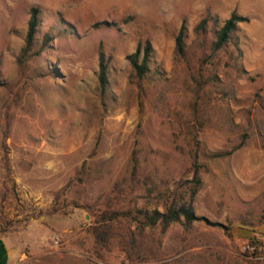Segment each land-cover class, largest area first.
<instances>
[{
  "label": "rangeland",
  "instance_id": "1",
  "mask_svg": "<svg viewBox=\"0 0 264 264\" xmlns=\"http://www.w3.org/2000/svg\"><path fill=\"white\" fill-rule=\"evenodd\" d=\"M32 6L36 43L17 62ZM232 12L240 50H212V22L194 33ZM145 42L138 79L126 56ZM193 162L187 228L107 219L162 210L145 177L186 199ZM0 226L17 264H264V0H0Z\"/></svg>",
  "mask_w": 264,
  "mask_h": 264
},
{
  "label": "trees",
  "instance_id": "2",
  "mask_svg": "<svg viewBox=\"0 0 264 264\" xmlns=\"http://www.w3.org/2000/svg\"><path fill=\"white\" fill-rule=\"evenodd\" d=\"M245 18L241 17L234 12H232L226 19H224L220 25L217 24L215 17H210L208 15L203 16L193 27V31L196 34L205 33L207 24L212 22L213 28V39L211 41V49L219 50L228 43H232L236 49L240 50L237 45V34L238 29L237 24L244 21ZM39 25V10L37 7L29 8V17L27 20V26L24 36L23 45L20 47L17 54V62L27 57L34 44L36 43V33ZM185 35V26L182 23L179 27L177 35L174 40V50L176 53H182L183 51V39ZM47 38H44L46 41ZM40 50L37 51L39 53ZM150 51V45L148 42L140 48L137 46L135 50L126 56L133 72L138 79H142L146 76L148 72L147 57ZM107 64L104 60V56L101 50L98 51V83L101 92H103L107 86ZM226 153H214L212 156H222ZM134 171V167H133ZM149 180L145 177L142 181L144 185L143 190L148 197H152L157 202H160L162 210L154 208L152 210H147L143 208L135 209L134 212L131 210L126 211H110L107 219H113L118 215L128 217L133 221L143 226H153L159 224L162 229H164L170 222L179 220L182 217V224L185 228L190 226L193 220L198 219L193 212L192 202L195 194L199 190L202 184L200 177L199 166L197 163L193 162L190 179L184 180V185L186 186V199L180 197L177 193H166L165 191L159 190L152 183H148ZM2 227L0 226V232H2Z\"/></svg>",
  "mask_w": 264,
  "mask_h": 264
},
{
  "label": "crops",
  "instance_id": "3",
  "mask_svg": "<svg viewBox=\"0 0 264 264\" xmlns=\"http://www.w3.org/2000/svg\"><path fill=\"white\" fill-rule=\"evenodd\" d=\"M24 260V252L12 238L0 232V264H17Z\"/></svg>",
  "mask_w": 264,
  "mask_h": 264
},
{
  "label": "built area",
  "instance_id": "4",
  "mask_svg": "<svg viewBox=\"0 0 264 264\" xmlns=\"http://www.w3.org/2000/svg\"><path fill=\"white\" fill-rule=\"evenodd\" d=\"M241 252L247 254L249 257L261 259L263 255L258 253L256 242H246L240 246Z\"/></svg>",
  "mask_w": 264,
  "mask_h": 264
}]
</instances>
